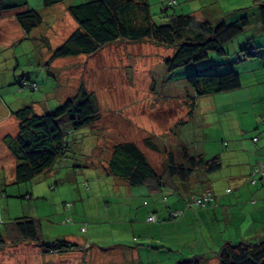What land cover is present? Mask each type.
Listing matches in <instances>:
<instances>
[{"label": "rangeland", "instance_id": "rangeland-1", "mask_svg": "<svg viewBox=\"0 0 264 264\" xmlns=\"http://www.w3.org/2000/svg\"><path fill=\"white\" fill-rule=\"evenodd\" d=\"M3 1L6 5L23 2ZM24 1L26 7L6 12L0 19V231L10 239L9 224L14 219L27 217L41 220V225L46 227L48 222L57 220L56 214L62 216L66 205L73 203L85 222L82 228L88 229L87 234L80 233L98 246L111 245L104 252L110 249L106 253H116L112 248L114 244L139 249L143 245L131 244L134 237L128 233L129 224L118 223L113 215L108 219L102 213L106 203H111L112 214L116 213L117 206L122 209L126 204L121 198L125 186L122 184L120 190L116 189L113 183L121 180L105 171L112 147L126 142L136 144L149 163L162 173L163 150L176 153L179 148L188 147L196 154L204 146L213 149L217 156L219 153L226 156L229 147L223 148L222 143L230 144L233 135L241 130L249 135L255 128L250 126L253 122L251 110L240 109L241 99L235 98L241 96L243 99V94L228 92L195 99L185 78L197 73L234 71L242 75L243 82L261 81L263 77L254 71L259 69L258 64L264 70L260 56V51L264 50V34L257 12L258 5L264 0H175L176 5L167 11L170 14L193 12L213 23L221 18L231 23L247 17L250 25L224 47V56L210 53L206 60L171 73L165 71L164 60L171 58L174 50L155 47L148 42L118 41L91 56L61 58L46 66L52 51L77 28L65 7L84 0H65L50 8H44L42 0ZM148 1L156 23L160 24L159 15L167 9L168 0ZM26 9L35 10L42 17L41 24L28 35L14 21V14ZM248 46L256 48L260 55L242 60L240 51ZM23 79L36 84L37 90L20 89ZM81 87L96 100L100 120L91 127L66 132L69 150L64 158L57 159L49 172L26 184H14V160L2 138L6 135L14 137L18 129L14 117L5 119L7 112L13 114L31 106L36 115L46 114L73 97ZM236 108L243 110L242 123L236 119ZM147 141L156 147V151L148 149ZM224 160L222 172L234 171L238 175L239 168L236 169L228 158ZM26 189H33L32 199L22 198ZM63 221L59 218L57 225ZM76 231L79 232V228ZM189 232H192L189 231V218L178 229L166 228L165 231L166 237L177 241L174 246L181 257L186 256L182 254L189 247V241L198 240V235L191 233L189 237ZM204 238L212 242L207 236ZM72 252H65V257L70 259L78 255ZM0 257V264H11ZM147 258L148 264H165L164 258H155V255Z\"/></svg>", "mask_w": 264, "mask_h": 264}, {"label": "trees", "instance_id": "trees-1", "mask_svg": "<svg viewBox=\"0 0 264 264\" xmlns=\"http://www.w3.org/2000/svg\"><path fill=\"white\" fill-rule=\"evenodd\" d=\"M64 1L42 0V3L44 8H50ZM256 1L258 0H254ZM175 5V0H168L167 9L162 10L159 15L160 24L156 23L148 0H84L79 4L68 5L66 12L76 23L77 28L52 51L46 66L61 58L91 56L105 46L118 41L148 42L155 47L174 50L172 57L164 60L165 71L171 73L181 67L206 60L210 53L224 56V47L250 25L247 17L239 18L231 23H226L221 18L213 23L206 18L195 16L193 12L189 14L167 12ZM26 6L27 2L24 0L19 4L9 5L0 0V19L6 12H14ZM257 12L261 32L264 34V3L258 5ZM14 20L28 35L41 24L42 17L37 11L26 9L15 13ZM240 52L242 60L253 58L256 54L260 55L256 52V48L251 46ZM260 53L264 65V50ZM185 81L192 89L195 99L234 92L241 88L240 74L234 71L222 74L197 73L187 76ZM19 88L35 91L37 85L23 79ZM10 116L17 121L18 131L14 137L4 136L2 141L14 159L13 176L14 184L17 185L26 184L48 172L58 158L65 157L69 150L66 132L91 127L100 120L96 100L83 87L73 97L46 114L36 115L33 108L28 106L13 114L10 113ZM252 141L257 142V138H253ZM223 145L225 146L226 143ZM147 147L156 151V147L149 141H147ZM162 153L164 155L161 166L163 172L159 173L136 144L132 142L116 144L112 147L109 159L105 163V171L108 175L123 180L129 187L145 186L156 192H160L161 187L164 188L163 190H169L162 198V201L166 203L170 191L177 185L185 184L191 173L202 170L210 174L221 166L218 156L206 159L202 155L192 154L188 147L179 148L176 151L177 154L175 151L165 150L161 151ZM261 165L264 163L255 165L248 174L249 184L264 186L262 177L256 172ZM172 178L178 182H173ZM224 193L230 194L231 189H225ZM26 197V194L22 195L23 199ZM204 198L208 199L207 202H204ZM216 198L210 191L191 195L181 209L168 211V221L172 223L181 221L189 210L203 211L211 206L217 207ZM198 200L202 203L196 205L195 202ZM144 205L146 206L147 203ZM72 206V204L66 205L64 209L70 211ZM151 217L153 221H148ZM71 222V219H66L62 224ZM157 222L158 219L154 214L145 219V223L149 226ZM39 224V221L29 217L14 219L9 224V227L14 228V233L17 234L15 238L13 231L9 234L11 239L14 238L12 243L34 242L51 253L67 252L75 248V245L64 240L44 243L41 240ZM4 245V237L0 231V248ZM216 257L218 264H264V240L241 241L235 244L225 241L216 252ZM202 261V256H195L180 259L175 264H202Z\"/></svg>", "mask_w": 264, "mask_h": 264}, {"label": "crops", "instance_id": "crops-1", "mask_svg": "<svg viewBox=\"0 0 264 264\" xmlns=\"http://www.w3.org/2000/svg\"><path fill=\"white\" fill-rule=\"evenodd\" d=\"M257 66L259 69L254 71V73L263 77V79L261 81L255 80V83H247L243 82L240 74L241 88L234 91L238 92L239 95L243 94L245 96L243 99L241 96L235 98L241 99L240 109L251 110L250 114L253 122L250 126H255V128L250 130L249 135L245 130L233 135L234 138L230 144L226 141L224 146L222 143L223 148H229L226 151V156H221L219 153L218 158L221 166L217 171L208 174L202 170H196L191 173L185 184L177 185L175 189L170 191L171 193L166 203L162 201V198L167 195L166 193L169 190H163L164 188L162 187L160 192H156L145 186L133 189L123 180L113 183V186L118 190H120L119 188H121L122 184L125 186L124 194H122L121 198L126 204L122 209L117 206L115 209L116 213L112 214L111 203H106L102 213L108 217L113 215L112 217L118 223L129 224L128 229L131 232L128 231V233L134 237L131 244L133 246H143H140L139 249H134L114 244L112 248L116 253L113 255L111 252L106 253L110 249H106V252H104L103 250L110 248L111 245L98 246V244L89 241L88 238L80 233L82 231L87 234L88 229L82 228L85 225L83 224L85 222L82 220V215L75 207V204L70 203V205H73L70 211H63L62 216H59V213L56 214L58 218L54 222L55 224L48 222L46 227H44L41 225V220L32 219L39 221L41 240L44 243L55 240L71 241L76 243L73 244L75 248L68 252L71 253L74 250L72 253L78 254L77 256L68 259V257H65V252H62V254L49 253L41 246L30 241H19L13 244L12 240L17 234L14 233V228L11 229L9 227V234L13 231L14 238L9 239L3 235L5 245L0 248V255L4 262L7 260L11 264H148L150 263L147 258L148 255H155V258H164L165 264H175L180 259H188L195 256H202V264H218L216 252L225 241L235 244L241 241L256 242L261 239L264 240V186L260 185L258 187L248 182V174L252 168L258 163H264V70L260 68L259 64ZM206 107L208 106L206 105ZM236 112V119L239 123H242L243 110L236 108ZM9 117H11L10 113L7 112L5 119ZM15 134H17V131ZM255 137L257 142L254 143L252 139ZM196 154L202 155L206 159L217 156L214 154L213 149L205 148L204 146ZM225 157L228 158L229 162L236 165V169L239 168L238 175L234 171L228 174L222 172V163L225 162ZM174 181L175 183L178 182L173 179ZM225 189H231V193L226 195L224 193ZM205 191H210L217 197V207L211 206L207 210H189L187 212V215L182 220L189 218V231L191 229V233L198 235V240L189 241V247L184 249L185 253L182 254L186 256L181 257L179 256L178 248L174 246V242L177 243V241L171 237H166L165 231L166 228L178 229L183 221L175 223L168 221V211L181 209L191 195ZM25 194L29 199H32L34 191L33 189L30 191L26 189ZM144 203H147V205L145 206ZM151 214L157 217L159 223L149 226L145 223V219ZM59 218L62 220L71 219L72 222L70 224L72 225L67 226L61 223V225H57ZM43 228H45V231ZM78 228L79 232L76 231ZM193 229H196V231H193ZM212 229L213 231L211 232ZM52 230H54V233ZM191 233L189 232V237H191ZM218 233L220 235L215 237ZM204 235L212 239V242L209 243L204 238ZM150 239L152 242H149ZM154 248H157L158 251H155L156 249ZM87 254H90V257H87ZM106 258L109 260H106Z\"/></svg>", "mask_w": 264, "mask_h": 264}, {"label": "built area", "instance_id": "built-area-1", "mask_svg": "<svg viewBox=\"0 0 264 264\" xmlns=\"http://www.w3.org/2000/svg\"><path fill=\"white\" fill-rule=\"evenodd\" d=\"M33 87L36 88L35 86ZM256 172L262 177V184H264V165H261L259 169L256 170ZM207 200H208L207 198H204V202H207ZM201 203L202 201H199V200L195 202L196 205L201 204ZM148 221H153V217L149 218Z\"/></svg>", "mask_w": 264, "mask_h": 264}]
</instances>
